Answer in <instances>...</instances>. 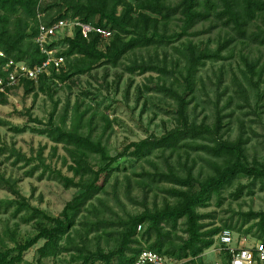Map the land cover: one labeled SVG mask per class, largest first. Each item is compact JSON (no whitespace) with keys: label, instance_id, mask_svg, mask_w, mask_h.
<instances>
[{"label":"trees","instance_id":"obj_1","mask_svg":"<svg viewBox=\"0 0 264 264\" xmlns=\"http://www.w3.org/2000/svg\"><path fill=\"white\" fill-rule=\"evenodd\" d=\"M42 8L46 21L80 19L111 29L113 36L107 49L102 50L98 35L87 39L77 28L73 36L62 42L66 67L50 77L42 76L38 82L25 79L22 86L27 94L49 92L50 82L73 80L78 75L91 73L99 65L120 66L123 59L137 49L171 47L184 37L209 33L213 28L225 34L215 49L193 40L174 47L180 55L176 59L178 68L170 70L168 64H163L167 62V55L160 63L134 58L126 67L132 74L156 72L161 81L171 77L178 81L177 84L159 81L154 87L156 92L175 102V110L168 113L177 124L160 137L150 135L130 143L118 155H112L104 140L107 128L102 134L97 133L94 117H87L88 110H82L79 101L63 109L60 121H55L54 117L56 104L42 128H32L28 124L12 127L18 133L31 129L46 135L56 143L51 151L52 159L58 154V145H62L65 150L62 166L73 173L70 176L62 168L47 163L44 147L36 155L39 164L33 165L27 176L42 170L39 179L47 176L65 188L76 187L80 192L67 202L59 216H52L32 206L22 196L16 181L0 173V188L18 197L6 201V208L17 206L16 214L27 211L30 216L24 219L26 221L40 219L34 236L24 242L16 241L14 247L0 249V264H32L25 255L41 240L44 243L38 248L40 261L66 252L71 255L70 264H133L144 248L186 259L185 262L192 264L202 260L204 252L216 243L217 234L225 227L239 231L246 227V234L253 233L264 242V210L234 212L220 227L215 225V213L200 211V208L209 207L214 198L223 201L224 191L242 178H248L250 183L241 184L236 197L245 189L252 191L258 184L264 189V163L257 158L250 159L251 137L246 135L243 121L235 139L225 138L223 109L216 105L212 124L198 121L197 105L191 109L198 97L199 73L208 61L226 59L224 52L238 44L264 45V0H53ZM38 12L39 0H0V51L6 54L0 56V73L10 59L26 61L31 66L45 60L46 56L35 42ZM175 24L178 29L173 28ZM205 24H208L206 28L198 29ZM245 65L248 72L255 74L251 62L245 60ZM248 72H244L245 78L253 84V76ZM263 74L262 69L260 79ZM237 85L240 87L238 94L244 95L249 102L247 88L240 82ZM7 103L8 97L0 96V104ZM33 121L44 124L38 119ZM0 123L11 124L2 119ZM106 123L110 126L108 120ZM193 152L206 161L209 172L203 175L201 170L195 171L198 160L192 157ZM201 152L209 157L205 158ZM5 153L9 154L8 159L15 158L16 164L32 165L36 160L34 154L28 155L15 147H0V155ZM123 158L149 162L154 170L142 175L151 182L170 186L164 190L167 197L161 205L149 207L143 202L144 209L140 213H128L127 217L118 216L112 221L102 215L109 207L100 195L108 193L112 172L119 170L117 165ZM127 181V197L136 202L131 195V178L127 177ZM115 201L121 203L117 195ZM139 225H142L141 230ZM180 230L183 235L179 234ZM227 256L230 263L229 254Z\"/></svg>","mask_w":264,"mask_h":264},{"label":"rangeland","instance_id":"obj_2","mask_svg":"<svg viewBox=\"0 0 264 264\" xmlns=\"http://www.w3.org/2000/svg\"><path fill=\"white\" fill-rule=\"evenodd\" d=\"M207 26L208 24L200 25L198 29H204ZM173 28L178 29V26L175 24ZM224 34L223 30L213 28L209 33L184 37L171 47L137 49L129 53L120 66L99 65L91 73L78 75L73 80L50 82L49 92L27 94L25 89L19 86L14 92V97L9 98L7 104H0V119L11 123L10 125L0 123V147H15L28 155L34 154L36 160L32 165L23 162L16 164L15 158L8 159L9 154L5 153L0 155V173L6 175L12 182L16 181L22 196L32 206L42 209L49 215L59 216L67 202L72 200L80 190L76 187L65 188L60 182L47 176L39 179L42 170L36 172L34 176H27V172L33 165L39 164L40 160L36 155L41 148L45 147L44 158L48 159L47 163H51L53 167L62 168L66 174L72 176L73 173L62 166L61 158L65 155V150L62 145H58V154L52 159L51 151L56 143L46 135L31 129L18 133L12 130V127L28 124L32 128H42L49 121L56 104L54 117L55 121H60L63 109L68 104L71 108L79 101L82 110H88L87 117H94L93 120L98 125L97 133L102 134L107 128L104 140L107 141L112 155H118L134 141L150 135L160 137L177 124L173 115L168 113L170 110H175V102L172 98L156 92L154 87L159 81L167 82V84L171 82L177 84L178 81L173 77L164 78L161 81L160 74L156 72L132 74L126 67L134 58L151 59L155 63H160L167 55V62L163 64H168L170 70L178 68L176 59L180 55L174 47H180L182 43L193 40L202 46L209 45L215 49ZM224 54L226 59L208 61L201 69L198 97L196 102L191 104V109L197 105L198 121L206 120L211 124L215 121L216 105L223 109L225 138L235 139L239 135L240 124L243 121L246 135L251 137V142L248 144L250 159L257 158L264 163V74L261 79L259 78L262 69L264 73V45L238 44ZM245 60L254 65L255 74L247 71ZM244 72L253 76L257 86L254 83H248ZM237 82L243 83L247 88L249 102L245 101L244 95L238 94L240 87ZM105 118L110 122V126L107 125ZM33 119H38L44 124ZM200 154L205 158L209 157L206 153ZM196 155L195 152L192 153V157L198 160L195 171L201 170L200 173L204 175L210 171V168L205 160ZM154 160L161 162L158 157H154ZM117 166L119 170L112 172L108 193L100 195L105 198L109 207L102 212L104 217L113 221L118 216L127 217L128 213H140L144 209L143 202H146L149 207L163 203L167 197L164 190L170 184L154 183L145 177L146 175H142L146 171L149 173L154 170L149 162L123 158ZM127 177L131 178V195L136 202L127 197L129 190ZM249 183L248 178H242L224 191L223 201L214 198L209 207L200 208V211L215 213V225L220 227L224 224L223 221L231 217L234 212L250 209L264 210V189L261 188V184L254 187L252 191L248 188L239 197L235 196L241 184ZM116 195L121 203L115 201ZM13 199L16 200L18 197L8 189L0 188V203H2L0 249L3 246L14 247L17 242H24L35 235L39 226V218L32 221L24 220L30 216L27 211L16 214L17 206L6 208V201ZM245 230L246 227L243 231L234 229L235 238L240 239L249 235L247 244L252 245L257 237L253 233L246 234ZM179 234L183 235L181 230ZM43 243L44 241L41 240L31 248L26 253L25 259L32 264H70L71 255L66 252L56 258L40 261L38 248ZM227 254L220 249V243L216 240L215 245L204 252L202 260L192 264H230Z\"/></svg>","mask_w":264,"mask_h":264},{"label":"built area","instance_id":"obj_3","mask_svg":"<svg viewBox=\"0 0 264 264\" xmlns=\"http://www.w3.org/2000/svg\"><path fill=\"white\" fill-rule=\"evenodd\" d=\"M53 0H39V24L35 42L40 51L46 56L45 60L34 66L26 61L10 59L2 66L0 73V96L14 97L17 88L23 87L22 82L33 80L38 82L42 76H52L60 73L66 67V56L62 49V43L66 37L73 36L77 28H80L83 36L90 39L96 34L100 37V48L106 50L110 44L113 31L109 28L84 22L80 19H59L54 22L46 21V13L42 10L45 4ZM0 56L5 57L4 51ZM139 230L142 225H139ZM248 236L235 238V232L231 228H223L216 236L220 243V249L230 256V264H264V242L254 239L252 245L247 244ZM215 245V244H214ZM186 259H178L175 256L163 254L155 250L144 248L133 264H182Z\"/></svg>","mask_w":264,"mask_h":264}]
</instances>
